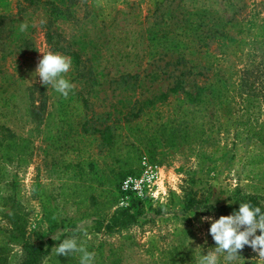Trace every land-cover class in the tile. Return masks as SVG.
Listing matches in <instances>:
<instances>
[{
    "label": "rangeland",
    "instance_id": "rangeland-1",
    "mask_svg": "<svg viewBox=\"0 0 264 264\" xmlns=\"http://www.w3.org/2000/svg\"><path fill=\"white\" fill-rule=\"evenodd\" d=\"M156 2L0 0V124L28 138L33 147L23 166L0 162L1 184L13 181L1 194L11 196L13 207L24 215L30 238L37 235L47 244L64 229L60 239L75 237L90 249L100 243L104 252L114 249L117 264H164L171 250L197 264L215 246L207 232L210 222L201 219L205 216L198 210L183 212L188 197L214 203L253 194L264 205V138H253L248 131L264 137V0H163L154 11ZM225 21L229 24L224 36H206L208 28ZM190 22L199 25L193 33L186 29ZM21 24L27 28L22 30ZM46 27L54 39L80 54L79 65L71 60L65 74L73 85L67 98L35 76L39 50H50ZM161 28L180 34L181 61L176 63V53L154 40ZM211 74L228 99V126L219 125L224 121L219 107L210 99L203 101V138L169 147L154 132L155 119L142 122L135 115L143 100L164 91L177 76L185 90L193 91ZM80 98L87 107L81 106L78 116H67L85 122L88 132L108 126L118 133L126 144L119 152L130 151L127 162L138 172L130 176H143L139 188L125 192L116 204L107 203L112 194L102 182V168L111 160L96 158L105 150L97 138L92 135L90 143L86 135L75 142L80 137L74 134L60 147L50 144L66 129L59 112L73 103L82 105ZM165 109L162 106L161 113ZM73 130L79 133V124ZM70 146L83 150L80 160H96L93 172L85 175L87 181L79 178L76 167L58 163L60 158L72 159L73 152L61 153ZM86 184L91 189H85ZM78 196L84 201L76 204ZM131 199L138 201L140 211L133 223L108 231L104 222L95 231L96 218H108ZM10 202L0 206L1 229L9 225L1 211L12 206ZM247 248L249 256L233 264H264ZM20 255V248L9 244L0 250V264H17ZM39 264L51 263L45 257Z\"/></svg>",
    "mask_w": 264,
    "mask_h": 264
},
{
    "label": "trees",
    "instance_id": "trees-1",
    "mask_svg": "<svg viewBox=\"0 0 264 264\" xmlns=\"http://www.w3.org/2000/svg\"><path fill=\"white\" fill-rule=\"evenodd\" d=\"M25 1L28 3L35 2V0ZM162 1L163 0H157L154 11L159 9V5H161ZM50 3L52 4V2ZM227 24H229V21L219 24L216 28H208L209 30L206 36L208 38H218L224 36ZM187 25L189 27L186 28L187 31L190 30L192 33L199 26L196 22H190ZM168 33H170L169 38L167 37ZM153 36L154 40L160 42V46L162 48L176 53V63L184 58V53L181 50L183 43L181 42L178 31L173 29L166 31L164 28H161V30ZM44 39L51 51L68 55L74 62L75 67L79 65L80 54L78 50L69 49L67 46L62 45L57 38L54 39L52 32L47 27L44 31ZM218 85L219 79H217L215 74H211L204 86H195L193 91H189L184 89L183 79L180 78V76H177L172 85L167 87L164 91L159 92L151 98L143 100L135 115L141 116V121L144 118L149 121L151 119H155L156 123L154 132L166 146L173 147L178 144L186 145L194 143L202 139L207 131V128H205V121L202 120V117L207 116L206 112H204V108L202 107V104L207 100L210 99L214 105H217L219 107L217 108L218 112L223 114L222 119L224 121L219 125L222 127L223 125L228 126V124H226L227 114L229 113V110L227 109L228 99L225 94L223 95L219 93L220 87H218ZM76 101L77 100H75V102ZM80 101L82 102V105L73 103L69 110L63 109L59 112L58 115L60 120H66V122H61L62 125L65 123L66 129H62L60 135L53 138L50 141V144H56L57 147H60L66 142L67 138H71L74 134L75 137H80L76 138L75 142H78L81 137L86 135L91 138H87L90 143L93 140L91 137L92 135L94 139L97 138L99 144L103 145L105 150L102 155L96 156V158L101 157L103 160L106 158L111 160L108 164L104 161V166L102 168V172H104L102 182L107 185L106 190L112 194L107 203L108 205L116 204L118 199L124 196V193H122L120 189L123 179L128 175H138V172L136 168L131 167V165L127 162L128 159H131L132 157L129 155L130 151L126 150L125 155L122 151L119 152V150L125 147L126 144L120 141V135L118 133L111 131L108 126H105L102 129L94 128L91 132H88L84 127L85 122H74L69 116H67L68 113L78 116L80 107H87L84 98H80ZM162 106H165L166 109L161 113L160 108ZM146 120H143L142 122ZM78 124L81 131L79 133H75L73 128ZM261 124L263 123L261 122ZM137 127L140 128L139 124H137ZM248 131L249 135L253 138L258 140H262L264 138L257 135L252 129H249ZM141 133L147 134V129H141ZM74 136L71 139H73ZM32 148V144L28 138L18 136L3 124H0V162L3 165L13 163L15 166H23L27 164L30 159ZM62 149L61 153H68V155L69 152H73L74 156L72 159L76 160L73 162L74 164H72V159L65 160L64 158H60L58 163H61L64 168H68L69 166L76 167L79 173V178H81L82 181H85L87 179L85 175L87 173H92L94 170L96 164L95 158H85L80 160L79 158L83 150L78 146H70L68 149ZM84 166H87L89 171L85 172ZM12 183V180L6 181L2 184L0 182V206L5 208L9 199L11 200L10 205H12L9 206L5 212L3 210L1 211L2 217L7 220L9 225H7L6 228H0V235L2 236L0 239V250L1 248L7 247L9 244L18 246L20 248L21 255L17 264H39L45 257H47L51 264H79V254L74 253L69 256H56L52 251V248L58 246L63 239L47 240V244H45L39 236L35 235L34 238H30V236L26 234L24 227V215H21L18 210L13 207L15 205L11 196L9 198L7 195L2 196L1 194V191H5L6 186L8 185L10 188ZM86 188L91 189V184H86L85 189ZM83 201L84 197L78 196V199L74 201V203L77 204ZM245 202L250 203L253 207L259 206L261 207V210L264 211V205L253 194L240 196L233 201L214 203L205 200H198L193 196H190L185 200L182 209L184 213L191 210H198V214L200 216H211L214 219H218L221 215L232 214L234 211L239 209L240 203ZM202 208L203 210L201 211L200 209ZM139 212L138 201L131 199L125 206H120L114 209L108 218H96L94 229L95 231H100V227H102L101 224L104 222L103 228L108 231L112 227L120 228L126 226L127 224L133 223L137 219ZM207 232L209 233V230ZM257 234H259V230L257 231ZM210 239V244L216 246L212 236ZM87 250L94 253V264H117L114 257L115 250L112 248H108L107 251L104 252L101 248V244L99 243L96 248H87ZM249 253L250 252L248 251L246 245L239 254L241 255L240 257H246L249 256ZM190 261L191 260L185 259L184 254L171 250L169 252V260L164 261V264H194L193 261Z\"/></svg>",
    "mask_w": 264,
    "mask_h": 264
},
{
    "label": "clouds",
    "instance_id": "clouds-1",
    "mask_svg": "<svg viewBox=\"0 0 264 264\" xmlns=\"http://www.w3.org/2000/svg\"><path fill=\"white\" fill-rule=\"evenodd\" d=\"M27 28L21 24V29ZM42 57L35 69V76L40 83L51 86L64 98H67L73 85L65 78L71 69V59L53 51H42ZM201 211L203 210L200 209ZM202 221L210 222L209 233L215 242V248L201 255L197 264H220L223 257L224 264H233L241 255V250L247 245L257 253L259 261L264 262V211L261 207H253L250 203H240L239 209L229 215H221L218 219L211 216L202 217ZM259 230V234L257 231ZM53 235L54 240H61L63 230ZM86 235V233H85ZM54 254L69 256L79 254V264H94V253L89 252L84 243L75 237L61 240L58 246L52 248Z\"/></svg>",
    "mask_w": 264,
    "mask_h": 264
},
{
    "label": "built area",
    "instance_id": "built-area-1",
    "mask_svg": "<svg viewBox=\"0 0 264 264\" xmlns=\"http://www.w3.org/2000/svg\"><path fill=\"white\" fill-rule=\"evenodd\" d=\"M142 182H143V176L139 178H135L128 175L123 179L120 185V189L123 193L128 192L129 190H135L136 188H139V184Z\"/></svg>",
    "mask_w": 264,
    "mask_h": 264
}]
</instances>
